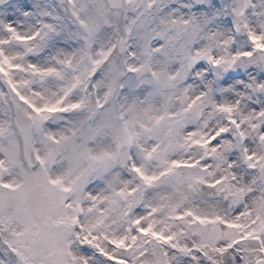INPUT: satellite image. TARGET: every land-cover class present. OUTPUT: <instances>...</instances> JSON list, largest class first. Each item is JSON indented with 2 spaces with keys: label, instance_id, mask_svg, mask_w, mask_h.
<instances>
[{
  "label": "snow or ice",
  "instance_id": "1",
  "mask_svg": "<svg viewBox=\"0 0 264 264\" xmlns=\"http://www.w3.org/2000/svg\"><path fill=\"white\" fill-rule=\"evenodd\" d=\"M0 264H264V0H0Z\"/></svg>",
  "mask_w": 264,
  "mask_h": 264
}]
</instances>
